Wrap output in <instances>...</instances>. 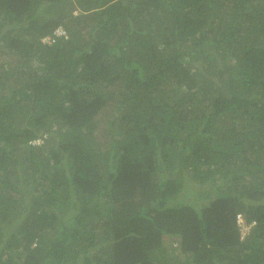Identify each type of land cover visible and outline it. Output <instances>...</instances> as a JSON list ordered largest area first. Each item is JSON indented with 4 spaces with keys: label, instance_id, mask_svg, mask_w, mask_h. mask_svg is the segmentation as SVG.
<instances>
[{
    "label": "trees",
    "instance_id": "obj_1",
    "mask_svg": "<svg viewBox=\"0 0 264 264\" xmlns=\"http://www.w3.org/2000/svg\"><path fill=\"white\" fill-rule=\"evenodd\" d=\"M165 237L264 264V0H0V264Z\"/></svg>",
    "mask_w": 264,
    "mask_h": 264
},
{
    "label": "rangeland",
    "instance_id": "obj_2",
    "mask_svg": "<svg viewBox=\"0 0 264 264\" xmlns=\"http://www.w3.org/2000/svg\"><path fill=\"white\" fill-rule=\"evenodd\" d=\"M39 142V140L35 141ZM250 225H248L244 231V234H246L249 231ZM173 239L170 237H165L163 246L160 250H156L153 252V260H155L159 264H164L165 259H172L174 258V255H177L178 253V247L173 243Z\"/></svg>",
    "mask_w": 264,
    "mask_h": 264
},
{
    "label": "built area",
    "instance_id": "obj_3",
    "mask_svg": "<svg viewBox=\"0 0 264 264\" xmlns=\"http://www.w3.org/2000/svg\"><path fill=\"white\" fill-rule=\"evenodd\" d=\"M56 32H58V33H62L63 31H62L60 28H58V29L56 30ZM45 39L49 40L50 37L45 38ZM236 222H237V224H238L239 227H240V233H241L242 236L245 235V234H244V231H245L244 228H246L248 225H251V224L253 223V222H251V223H249V224L246 223V221H245L243 215H242L240 212L236 214Z\"/></svg>",
    "mask_w": 264,
    "mask_h": 264
},
{
    "label": "clouds",
    "instance_id": "obj_4",
    "mask_svg": "<svg viewBox=\"0 0 264 264\" xmlns=\"http://www.w3.org/2000/svg\"><path fill=\"white\" fill-rule=\"evenodd\" d=\"M35 141H37V139H36ZM35 141H34V142H35ZM238 213H239V212H238ZM240 213H241V212H240ZM246 223H247V222H246ZM253 223H254V221H253ZM253 223H252V224H253ZM248 224H249V223H248ZM252 224H251V225H252ZM251 225H250V226H251ZM247 233H248V232H247Z\"/></svg>",
    "mask_w": 264,
    "mask_h": 264
}]
</instances>
